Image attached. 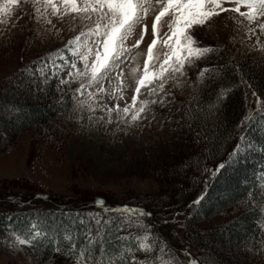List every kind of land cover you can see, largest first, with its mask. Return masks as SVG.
<instances>
[{
    "label": "rangeland",
    "instance_id": "374dc122",
    "mask_svg": "<svg viewBox=\"0 0 264 264\" xmlns=\"http://www.w3.org/2000/svg\"><path fill=\"white\" fill-rule=\"evenodd\" d=\"M5 2L6 0H0V9H3ZM41 5L42 0H18L16 5L8 4L7 11L0 10V85L6 78L19 74L24 66H29L42 57L57 52L65 59L69 54L73 57L72 52L65 51V46L81 31H87L88 26H82L79 19L71 14L61 17L57 13L53 16L50 15L52 11L50 8ZM223 6L231 9L236 5L233 0H223ZM145 7L148 11L143 19L148 25V30L143 42L138 48L133 49L136 40L139 39L140 28H134L124 42L126 49H132L126 52L129 59L125 61L123 76L125 98L135 93L134 86L139 79L138 74L143 72V62L146 59L145 42H150L148 33L151 32L152 8L149 4ZM255 8L254 19L251 22L247 20V16L239 17L238 13L231 11L210 18L205 25L191 31L192 47L199 48L202 44L206 47L223 46L233 51L239 59L247 54L264 59V30L256 27L257 20L264 22V17L260 15L264 7L257 3ZM241 10L247 13L246 6L242 5ZM164 19L165 17H162L159 23L162 24ZM48 20L52 21L51 25L48 24ZM249 28H254L256 35L250 33ZM165 31L167 28H160L158 25V35ZM204 39L207 44L203 42ZM162 47L166 46H162L158 39L154 54L162 56L160 52ZM196 55L194 52L192 56L184 58L182 68L184 76L176 74L175 78L170 79L165 85L169 92L164 97L167 103L163 106L150 103L154 97L148 96L141 87V94H137V100L149 101L145 105L147 111L142 113L146 119L132 122L127 126L121 125L119 128L115 123L104 127L96 123L101 115L99 109L90 112L88 102L85 100L84 105L74 104L73 112L57 122L60 130L56 133L58 135L56 144L33 142V132L30 130L16 138L11 147L1 148L0 188L29 196L37 193L88 199L102 196L114 202L129 198H136L141 202L143 198H154L149 203L156 205L158 200L155 197L164 195L168 188L171 202V196L174 197L181 191L178 190L179 185L176 182H183L184 193H187L189 198L191 192L198 187L197 182L193 181L197 178L189 175L190 180L187 182L185 173L188 169L192 172L194 167H191V160L198 154L201 141L187 140L188 137L181 131L183 129L176 126L174 120L185 104V110L189 108L187 102L197 87L194 72H191L197 62L196 59H191ZM73 59L79 61L78 56ZM57 62H60L59 59ZM80 64L77 66L82 68V62ZM11 85L15 87L13 91L15 97L25 89L20 81H12ZM92 107L95 108V105ZM120 107H123V104H120ZM17 116H19L17 110L0 104V126L10 119L18 118ZM243 149L242 153H238V158H243L241 159L243 162L238 161V164L233 162V165L223 172L222 178L205 203L204 209L216 207L218 216L207 222L198 221L203 231L214 229L234 218L231 209L229 212L219 211V203L223 199L229 197L251 178L256 176L264 178V174L260 173L259 163H256L252 170L241 168L240 164L255 154L254 150L251 151L254 146L249 148L247 145ZM169 202H162L160 206H165ZM164 206L159 211L169 216V220L181 217L172 215L170 204L169 208ZM201 213L199 211V214ZM164 229L174 247L172 254L176 259L174 263L177 264V261L180 262L182 259L180 257L184 256L182 250L189 252V248L185 247L182 240L184 228L181 223H169ZM176 232L178 234L174 236ZM39 234L38 230H34V237ZM22 242V239L13 232L0 230V264H34L24 253ZM142 244L146 246L143 249L150 248L146 237L140 238V247ZM214 244L213 247L227 258L228 264H264V261L260 262L256 258L258 256L255 253L252 254L248 244L236 245L230 239V235L218 236ZM51 264L75 263L57 258Z\"/></svg>",
    "mask_w": 264,
    "mask_h": 264
},
{
    "label": "trees",
    "instance_id": "16d2710c",
    "mask_svg": "<svg viewBox=\"0 0 264 264\" xmlns=\"http://www.w3.org/2000/svg\"><path fill=\"white\" fill-rule=\"evenodd\" d=\"M203 42L208 43L205 39ZM203 45L199 48L204 51L191 59L197 61L191 72H194V81L198 84L190 101L187 102L189 108L185 110V104L174 120L175 125L183 129L181 131L188 137L187 140L196 142L198 139L203 143H200L202 146L199 144L200 150L191 160V167H194L192 172L188 169L185 173L187 182L190 180L189 175L197 178L193 180L197 182L196 190L192 191L188 198L187 193H184L183 182H176L179 185L178 190L181 189L182 192L171 196L169 202L168 188L164 195L155 197L158 201L154 205L149 203L154 198H143L141 202L136 198L114 202L102 196L91 199L48 193L29 196L12 192L10 189L6 191L1 187L0 230L11 231L22 239V249L34 264H51L57 258L75 264H132L133 256L136 257L138 264H175L176 259L172 254L174 247L164 229L169 225L164 223L169 220V216L159 211L164 206L161 207L160 203L167 201L169 203L164 207L169 208L170 204L173 214L179 212L201 191L205 180L209 182L205 199L190 211L185 210L178 215L181 216L179 219L184 228L183 244L189 248V252L182 250L184 256L180 257L183 260L181 259L179 263L187 264L185 260L187 257L197 264H228L224 254L213 247L215 239L222 234L230 235V239L236 245L248 244L252 254L255 253L260 262L264 261V178L258 176L251 178L219 203V211L229 212L231 209L234 216L231 221L206 231L198 224V221L207 222L218 216L216 207L208 209L204 207L211 191L215 190L216 184L222 178L221 175L227 171L222 169L212 177L206 176L203 170L205 168L214 170L215 164L223 162L232 151L237 142L234 139L236 133L233 128L243 114L250 113V116L244 141L240 143L242 148L248 144L254 146L251 151L254 150L255 154L240 164L241 168L252 170L255 164L259 163L260 173L264 174V95H260L264 92V59L253 54H247L239 59L233 51L223 46ZM67 59L71 62L73 59L71 54ZM76 62L78 66L81 65L79 61ZM225 63L229 68L232 64L237 68L235 73L230 71L225 82L227 91L232 93L227 104H223L224 88H213L210 84L214 77H219ZM23 69L25 70L23 77L15 74L14 78L12 76L6 78L0 85L1 106L19 112L18 118L10 119L0 126V149L11 147L16 138L30 130L33 132V142L56 144L58 136L56 133L60 130L57 122L70 115L75 108V103L67 95L63 100L57 96L55 80L50 81L48 85H42V90L30 83L28 77L34 71L33 63L24 66ZM241 79L257 92L262 101L258 108L254 106L253 98L243 83H240ZM21 80L30 86L22 89L23 92L15 97L13 92L15 87L11 83ZM245 96L246 103L243 99ZM217 109L221 111L217 112ZM210 110L213 115L209 114ZM193 122L200 127L195 126ZM241 159L243 158H238L237 153L233 162L238 164ZM100 199L104 203L97 205L96 201ZM124 205L151 211L152 216L148 218L135 213L104 211L105 208ZM199 211L202 213L199 214ZM89 212L93 215L98 214L103 225L101 231L97 230L98 226L92 218L86 215ZM104 221L107 223L104 224ZM34 230L39 231V236H33ZM176 234L178 233L176 232L174 236ZM143 237L148 239L149 249H141L139 240Z\"/></svg>",
    "mask_w": 264,
    "mask_h": 264
},
{
    "label": "snow or ice",
    "instance_id": "6c2138e0",
    "mask_svg": "<svg viewBox=\"0 0 264 264\" xmlns=\"http://www.w3.org/2000/svg\"><path fill=\"white\" fill-rule=\"evenodd\" d=\"M17 3L18 0H6L3 9L0 10L7 11L8 4L16 5ZM233 3L236 6L227 9L223 6V0H42L41 6L52 10L50 15L54 16L59 13L61 17H64L65 14H71L74 18L79 19L82 26H88L87 31H81L65 46V51L72 52L73 57H79L83 67H78L75 59L69 62L57 52L33 62L34 71L28 80L40 90H42V85H48L50 81L55 80V92L61 100L65 95L78 105H84L87 100L90 112H94L96 109L101 112L96 123L102 124L104 127L115 123V126L119 128L121 125L127 126L132 122L146 119L142 113L147 111L145 105L149 101L137 100V94H141V87L148 96L154 97L150 103L163 106L167 103L164 97L169 92L165 85L170 79H174L176 74L185 75L182 71L184 58L192 56L194 52L204 51V49L192 47L190 33L193 29L205 25L210 18L229 11L238 13L239 17L247 16V20L251 22L256 12L255 5L259 3L264 7V0H233ZM146 4L151 6L153 17L151 32L148 33L150 42H145L146 59L143 62V72L138 74L139 79L134 86L135 93L125 98L123 76L125 61L129 59L126 52L132 49H126L124 42L134 28H140V32L138 33L139 39L136 40L133 49L138 48L143 42L144 35L148 30V25L144 23L143 19L148 11L145 7ZM242 5L246 6L247 13L241 10ZM260 15L264 17V11ZM162 17L165 19L160 24ZM48 24L51 25L52 21L48 20ZM158 25L160 28H167V31L158 35ZM256 27L264 30V22L257 20ZM248 31L256 35L254 28H249ZM158 39L162 46H166L160 49L162 56L154 54ZM256 39L258 41L259 36ZM57 59L60 62H57ZM230 71L235 73L236 65L232 64L229 68V65L225 63L219 77H214L213 81H210L213 88H224L223 104L228 103V97L232 94L227 91L225 83ZM19 75L23 77L25 70L21 69ZM240 83H243L244 88L253 98L254 106L258 108L262 101L257 92L252 90L251 85L242 79ZM20 84L24 87L30 86L24 80H21ZM260 95H264V92ZM205 99L210 100L211 97H205ZM243 99L246 103L247 96ZM120 104H123V107H120ZM92 105H95V108ZM216 111L220 112L221 109ZM209 114L213 115L211 110ZM249 116L250 113L243 114L233 128L236 133L234 139L237 142L232 151L223 162L215 164L214 170L205 168L203 172L206 176L215 177L222 169L226 170L231 166L237 153L244 151L240 142L244 141ZM89 119L91 120L92 117L90 116ZM248 147L251 148L252 145L248 144ZM208 188L209 182L205 180L201 191L184 206V209L174 212L173 215L178 216L180 212L190 211L191 208L200 204L205 199ZM103 203L102 199L96 201L97 205ZM104 211L135 213L148 218L152 216L151 211L127 205L111 209L105 208ZM86 215L92 218L98 226V231L103 229L98 214L93 215L89 212ZM83 222L82 220L81 223ZM106 223L107 221H104V224ZM164 223L179 224L180 221L173 219ZM145 247V245H141V249ZM185 260L187 264H197L196 261L188 260L187 257ZM132 264H138L135 256L132 257Z\"/></svg>",
    "mask_w": 264,
    "mask_h": 264
}]
</instances>
